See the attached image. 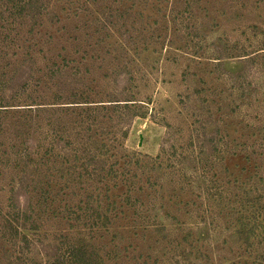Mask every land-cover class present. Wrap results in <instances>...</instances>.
I'll return each instance as SVG.
<instances>
[{"label":"rangeland","instance_id":"obj_1","mask_svg":"<svg viewBox=\"0 0 264 264\" xmlns=\"http://www.w3.org/2000/svg\"><path fill=\"white\" fill-rule=\"evenodd\" d=\"M30 1L0 0V77L31 71L16 103L58 112L0 118V264L79 240L105 264L264 260L233 236L264 201V0ZM20 137L41 169L30 246L1 231Z\"/></svg>","mask_w":264,"mask_h":264},{"label":"trees","instance_id":"obj_2","mask_svg":"<svg viewBox=\"0 0 264 264\" xmlns=\"http://www.w3.org/2000/svg\"><path fill=\"white\" fill-rule=\"evenodd\" d=\"M33 0L30 1L32 3ZM0 33H2V30H0ZM31 74V71L26 69L24 71H21L17 69L14 74L12 73L11 77H8L7 80L11 81L10 85L9 82H5L6 76L5 74H2L0 77V82L4 85H6V89L0 87V118L2 117L4 112H8L7 110L11 109V107L21 106L25 105L23 109H26V112H33V114L36 113H56L58 112V109L56 108V105L51 106V104L48 106L45 102H37L28 104H20L16 102H21L19 98L21 91L17 89L16 86L20 88L23 87L28 80V76ZM55 75H52L51 79L54 78ZM2 78V79H1ZM22 79L21 84L17 82V80ZM26 80V81H24ZM24 82V83H23ZM16 84V85H15ZM7 90H13V92L10 96H6ZM61 95V94H60ZM59 95V96H60ZM63 96V95H62ZM61 98L63 99L64 97ZM72 99V103H81L82 101H79V99H73V97H69ZM15 100V101H14ZM66 100V99H65ZM55 102H53L54 104ZM60 103V102H58ZM55 103V104H58ZM13 109H22V108H13ZM25 111V110H24ZM32 115V114H30ZM29 116V115H27ZM32 117V116H30ZM2 119H0V127L2 126ZM56 134L58 133L59 136H63L64 132H67L64 128H59L56 130ZM22 136V134L20 135ZM22 142L24 138H19ZM62 142L61 138H59L58 143L60 144ZM68 141L65 143V145L69 144ZM28 146L25 147V144L23 145L24 152L21 150V147L19 150H16L17 146H14L12 152L15 154V160H16V166L18 168L21 167V162H24V165L22 166L23 170V177L21 179V182L19 184L18 191H16V188H14V192H12V198L11 203H9V211H7L6 215L3 217L2 221V233L6 235L12 236V242H17L18 237H22L21 241L23 243H26V245H29V236L24 232V230H36L37 220L34 219V213H33V205L30 202V199H25L26 201H22L21 198L23 195L20 194V192L25 188L27 185L28 180H34L33 178H36L40 175V167H36V160L32 155L30 156V143H27ZM90 140L85 143H79L80 151L83 153V158L86 162V164L95 163V166H99V162H101V159L97 158V154L99 153V149L95 147V149H91L89 147ZM30 146V147H29ZM32 148V147H31ZM97 149V150H96ZM16 150V151H15ZM78 152V149H76ZM102 150V149H101ZM39 151L35 150L34 154H38ZM2 156V155H0ZM1 158V157H0ZM98 160V161H97ZM99 168V167H98ZM32 178V179H31ZM255 208L254 210L246 209L248 210L249 216H247L246 219L240 218L238 221H236L235 228L236 230L233 232V236L237 237V241L239 243L242 242V240H245L247 244V248H254V246L264 248V201H260V198L258 199V202L256 205L253 206ZM67 250H63L62 247L59 245L41 242L38 244V249L44 255L46 256L45 262H41L36 257H24L26 261H23V258H21V255H19L20 261L16 260L14 262H17V264H105L104 259H101L100 254L95 250V245L88 242V241H75V242H68ZM30 246V245H29ZM29 250V248H28ZM264 255V252H262ZM28 261V262H27ZM258 264H264V260H261L258 262Z\"/></svg>","mask_w":264,"mask_h":264}]
</instances>
